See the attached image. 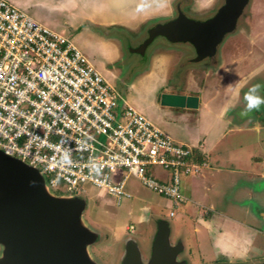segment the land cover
Returning a JSON list of instances; mask_svg holds the SVG:
<instances>
[{"label": "built area", "instance_id": "2783aa9c", "mask_svg": "<svg viewBox=\"0 0 264 264\" xmlns=\"http://www.w3.org/2000/svg\"><path fill=\"white\" fill-rule=\"evenodd\" d=\"M114 90L72 39L0 0V149L37 165L54 190L83 194L90 183L119 204L135 177L186 203L182 175L206 160Z\"/></svg>", "mask_w": 264, "mask_h": 264}, {"label": "water", "instance_id": "95a60500", "mask_svg": "<svg viewBox=\"0 0 264 264\" xmlns=\"http://www.w3.org/2000/svg\"><path fill=\"white\" fill-rule=\"evenodd\" d=\"M249 1L225 0L209 18L178 9L170 19L148 24L146 35L135 44L130 32L120 34L128 35L130 51L141 55L158 38L170 46L188 45L194 52L188 63L196 64L216 56ZM151 58L152 54L149 65ZM160 98L162 105L175 108L195 109L200 103L198 95L170 88ZM250 204L249 211L257 212L258 203ZM87 205L81 194H57L37 165L0 149V264H107L92 250L107 234L87 220ZM185 240L176 235L168 218L156 216L145 232H130L121 238L117 264H188Z\"/></svg>", "mask_w": 264, "mask_h": 264}, {"label": "rangeland", "instance_id": "374dc122", "mask_svg": "<svg viewBox=\"0 0 264 264\" xmlns=\"http://www.w3.org/2000/svg\"><path fill=\"white\" fill-rule=\"evenodd\" d=\"M10 1L27 11L30 15H32L43 24L68 36L75 42V44L83 49V51L92 61H94V63L103 61V58L107 59V57L103 56V54H105L106 50H109L108 41L111 38H108L106 35H113L114 37H117L122 42L125 52L124 59L119 64L114 65L115 67H120L121 71L120 77L115 81L114 84V91L119 96V100L122 101V97H124V99H126L125 97H127L130 98L131 102L135 104H137L136 100H140L143 105H149L153 100L157 101L156 93H153V91L151 90L153 85L151 78L145 76L144 78L141 77V81L138 80L139 75L143 73V71H146L149 66L148 57H150L151 54H153V52L156 49L160 48L162 45L168 47L167 43L158 38L155 41L156 43L150 46L146 54L141 55L130 51L129 43L127 40L128 35H122L120 34V32L127 34V32L129 33L131 31V28L135 29L138 25L143 24L145 21L150 20L153 17L165 14V12L167 13V11L170 10L169 0H166V2L165 0H153L152 6L147 11L143 12H138L136 10V6L139 0ZM197 1L199 5L205 6L207 4H211L213 0ZM251 8L255 14L254 17L258 16L260 0H252L249 10ZM248 20V16L242 19L244 24L246 22H249ZM90 21L97 23L98 25L96 24V26H92L91 24H89ZM252 24L255 29L257 26L255 20H253ZM122 26H127V28L130 29H123L121 28ZM243 28L244 27H241V29ZM133 37L134 36L131 34V43H133ZM250 38L254 41H256L257 39L256 36H253V34L252 36L250 35ZM181 46L187 47L192 50V48L188 45ZM181 46L175 44L171 47L175 49H181ZM251 46L252 48H256L255 44ZM244 49L245 48H243L241 41L239 42L237 40L235 46H233V48H231L230 50H232V53L234 52V54L237 53V55H240L244 51ZM210 58L211 57L206 58L201 62H197L196 64L208 66ZM187 63L188 62H186L185 64L187 65ZM204 73L205 72L196 71L193 73V75L191 74L189 84H192L194 79L196 83H200L202 86L199 95L202 96L204 94L208 98H212V95L215 94V89H213V86L208 87L207 84L209 81H211L213 83L222 85L224 74H214L210 75V77L207 75L208 77L204 79ZM132 82L135 83L130 86ZM248 82L249 84L244 90L241 91V96L238 98L240 102L237 106V109L233 111V114L235 115L237 121H239L237 116L241 115V112L245 107V101L243 99L244 94L251 86L259 84L261 86L259 95L264 97V67L260 70L259 75H255L253 77L248 76ZM163 88L169 89L168 86H164ZM160 95L161 94H158V97ZM215 102L217 103V101ZM259 114L264 115V105H261L258 110H253L252 112L248 113V116H250L251 119H254L257 118ZM164 117L167 120L176 121L181 124H183L184 120H187L181 119L177 112H174L173 114H165ZM203 150L205 149L203 148ZM187 178V176L182 175L183 182L187 180ZM239 179L240 183L235 182V184H230L227 194L221 196L223 205L228 206L229 202L240 205H243L244 203L248 204L254 202L260 203L261 206H264V196L260 198V196L264 192V189L262 188V186L258 185L259 181L263 184L264 181L257 179L252 182V184H250V182L244 181L246 180L244 177H241ZM245 183L254 188V194L251 198H249V200L247 197H241L240 199L237 195V193H239L240 191L239 187ZM83 188L85 189V192L81 195L87 199L88 203L86 208L87 220L94 226L102 228L104 231H106L107 235L109 234L108 238L107 235L105 238V240L108 239L107 242H99L92 247L93 252L107 264L118 263V255L121 250L119 243L121 238L127 233L126 226L129 224L134 225L135 232H145L149 229L150 220H152L156 216H162L168 218L171 221L176 235L184 236L186 237V240L190 235L189 233L188 236H186V234L183 232L184 230L186 232L187 228L185 223L186 221L188 222V219L187 217L185 219L184 216L187 213V209H189L190 207L189 203H178L177 205H174V207H172L173 204L171 201L159 196L153 191H150L149 189H147V187L143 186L133 177H131L130 182L127 186V189L133 194V197L124 198L119 204L117 203L116 199L109 194H106L105 197H101L99 195L100 190L90 183H85ZM55 191L57 194L66 193L64 189ZM172 208L175 210L176 214L175 216L171 217L170 211ZM223 208L225 209V207ZM241 216L250 220H252V218L257 219V215L255 213H243V215ZM101 218L113 223L115 227L113 229H117L118 233L114 235L112 231H109V227L104 224L105 221H102ZM114 236L118 239V243H113ZM190 241H186V245L188 249L190 248L192 250V259L195 261L200 260L198 252L194 251V249L190 245ZM262 241L264 243L263 239ZM207 248L210 250L209 246H207ZM200 254L203 257L205 255L202 251L200 252ZM206 257H204L203 260H205Z\"/></svg>", "mask_w": 264, "mask_h": 264}, {"label": "crops", "instance_id": "0c3cea01", "mask_svg": "<svg viewBox=\"0 0 264 264\" xmlns=\"http://www.w3.org/2000/svg\"><path fill=\"white\" fill-rule=\"evenodd\" d=\"M108 42L109 50L103 54L107 57V59L103 58L107 60V63L116 58L117 50L111 41ZM175 61V54L160 51V53L153 54L150 66L139 75L138 81L145 76L151 78L153 82L151 90L156 93L157 101L153 100L151 104L143 105L140 100H136L137 104H135L130 98L122 97L121 103L123 104L126 100L174 139L194 146L199 158L207 162L201 172L185 175L188 178L182 181V193L188 197L186 203L190 205L184 216L185 219L187 217L188 222L185 220L187 228L186 232L185 230L183 232L186 236L189 233L191 236L189 235L185 242L191 240L190 245L194 251L198 252V255L202 251L205 254L204 257L207 256V258L215 255H244L253 239H257L252 221L241 216L243 213H251L250 203L240 205L229 202L228 206H224L221 196L227 194L230 184L240 183L239 178L241 177L246 179L245 182L252 184L255 180H260V176H264V142L257 133L260 128L258 120L254 121L249 118L251 120L245 121L248 123L250 121L249 124L244 122V124H239L234 114H228L230 106L241 96L246 81L242 78L228 86L209 81L207 86H213L215 94L212 98L204 94L199 95L200 103L195 109L165 106L161 104V95L158 97V94L169 90L163 87L167 86L166 77ZM104 62L99 61L94 64L115 88L114 71L108 69ZM134 83L132 82L130 86ZM191 89L200 94L202 86L191 85ZM174 112H177L181 119L187 120L181 124L164 117L165 114ZM156 173L162 178L169 176V173L160 169L156 170ZM133 178L140 182L137 178ZM99 190V195L105 197L107 193L102 189ZM239 190L237 195L240 199L247 197L249 200L254 192V188L247 183L241 185ZM158 195L171 201L174 207L172 200ZM101 220L105 221L104 224L111 229L114 235L118 233L117 229H113L115 228L113 223L103 218ZM129 225L126 226L127 231Z\"/></svg>", "mask_w": 264, "mask_h": 264}, {"label": "flooded vegetation", "instance_id": "af4514ba", "mask_svg": "<svg viewBox=\"0 0 264 264\" xmlns=\"http://www.w3.org/2000/svg\"><path fill=\"white\" fill-rule=\"evenodd\" d=\"M224 2L225 0H213L211 4L202 6L199 5L197 0H169L170 10L167 11V13L165 12V14L153 17L150 20L145 21L143 24L138 25L135 29L131 28V31L129 30L130 33L134 36L132 39L133 43H136L142 38H144V36L146 35V28L148 24L154 25L157 24L159 21L168 20L172 16L178 14V9H181L186 14L193 15L197 18H209L217 12V10L224 4ZM251 2L252 0L249 1V4L246 6L242 16L238 19L236 29L224 38V41L219 45L216 56L214 58H210L208 66L197 65L193 63H187L186 65V61L188 62L189 58L194 54V52L187 47L181 46V49H175L167 44L168 47L162 45L160 48L156 49L153 52V54H155L156 51H166L175 54L176 61L171 66L168 76L166 77L167 86L172 91L199 96V92L194 89L190 90V86H201V84L196 83L194 79L192 84H189L190 75H193V73L196 71L205 72L204 74L206 75L203 74L204 79H206L208 76L210 77V75L224 74V77L222 79V85L225 86H228L232 82H235L236 80H241L243 78L246 82L244 83L242 90H244L249 84L248 76L253 77L255 75L260 74V70L264 67V0H260L258 16L255 17L252 8L249 10ZM246 16H248L249 22H246L244 24L242 19ZM250 20L252 22L253 20H255V22L257 23V26L255 28L256 30L254 29L253 24ZM241 27L244 28L241 29ZM121 28L124 29L127 28V26H122ZM252 34L253 36H256V41L250 38V35L252 36ZM237 40L239 42L241 41L243 48H245L240 55H237V53L234 54V52L232 53V50H230L231 48H233V46H235ZM109 41H111L114 47L117 49L116 58L108 63L107 60L103 61H105L104 63H106L108 69L114 71L115 77L113 78V80L116 81L120 77L121 71L120 67H115L114 65L119 64L124 59L125 52L122 42L117 37L111 35V39ZM250 44H255L256 48H252ZM226 69L229 70L226 71ZM187 91L190 92L187 93ZM239 102L240 101L238 99L237 102L230 106V109L228 108V114L234 113L233 111L237 109ZM237 117L239 119L237 123L239 124H246L248 122L245 121L251 120L249 119L250 116L248 115L244 117ZM253 120H258L260 128L257 133L264 142V115L259 114L258 117L254 118ZM260 180L264 181V176H260ZM258 185L262 186V188L264 189V184L260 181ZM262 194L264 195V192ZM250 206L252 205L250 204ZM256 211L257 212L254 213L257 215V219L252 218V220L250 221H252V224L256 230L257 239H253L246 254L240 256L215 255L209 258L206 257L205 260H203L204 257L199 254L200 260L195 261L192 259V250L189 248L188 264H264V243L262 241V239L264 240V206H261L260 203H258ZM109 231L111 230L109 229ZM133 231L134 230L130 231L128 229L127 233ZM108 236L109 234L107 235V238ZM105 241L107 242L108 239H106ZM117 241L118 239L114 236L113 243H118Z\"/></svg>", "mask_w": 264, "mask_h": 264}, {"label": "clouds", "instance_id": "9594fccd", "mask_svg": "<svg viewBox=\"0 0 264 264\" xmlns=\"http://www.w3.org/2000/svg\"><path fill=\"white\" fill-rule=\"evenodd\" d=\"M166 2V0H165ZM153 4V0H139L136 6L138 12L147 11ZM229 69H226L228 71ZM260 85L251 86L244 94L245 107L241 112V116H247L253 110H258L261 105H264V97L259 95Z\"/></svg>", "mask_w": 264, "mask_h": 264}]
</instances>
